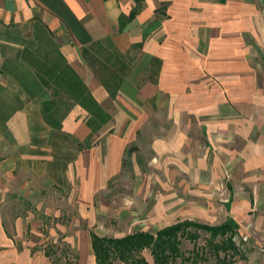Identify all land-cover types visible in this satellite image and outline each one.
Segmentation results:
<instances>
[{"label":"crops","instance_id":"0c3cea01","mask_svg":"<svg viewBox=\"0 0 264 264\" xmlns=\"http://www.w3.org/2000/svg\"><path fill=\"white\" fill-rule=\"evenodd\" d=\"M98 44L115 74L84 60ZM53 48L109 114L96 131L78 104L43 118L31 61ZM142 144L166 213L224 182L221 213L264 264V0H0V264H52L44 230L95 264L96 196Z\"/></svg>","mask_w":264,"mask_h":264},{"label":"rangeland","instance_id":"374dc122","mask_svg":"<svg viewBox=\"0 0 264 264\" xmlns=\"http://www.w3.org/2000/svg\"><path fill=\"white\" fill-rule=\"evenodd\" d=\"M83 57L99 76L106 77L109 72L113 74L116 71L118 72V56L106 54V48L101 44L92 46L88 53L83 54ZM106 64H111V66L107 67ZM119 70L121 71V69ZM150 155V150L145 144L141 145V149L135 145L128 147L121 174L111 180L108 186L96 196L98 215L93 226L95 233L100 236L116 237H121L138 230L153 233L157 229L179 220H188L211 227L223 224L231 225L229 220L233 219L229 216L224 217V213L222 212V208H224L223 204L225 205L229 202L228 188L224 182H220L218 185L217 183L213 184V189L210 192L204 193H201L203 191L200 190L197 192L198 189L195 186L196 198L192 200L193 202H190V205H187L185 200L181 203V201L176 199H169L171 203L175 201L179 203L172 204L174 206L173 210L166 213L159 205L162 200H159V196H156L157 193L155 194L152 189H157L158 193L161 189L165 192L166 180L163 179V182L159 180L157 183H149L150 176L153 173L163 178L166 175L165 169L158 167L151 170L148 166ZM177 170L179 173L181 172V168ZM170 175L174 174L170 172ZM181 190V188H178V192H181ZM166 200L168 201V199ZM186 208L190 210H186ZM63 218L67 222L69 221V216L65 215ZM36 222H33L34 226H36ZM236 228L237 223L236 226H232L231 232L217 235L215 241L217 242V251L209 248L207 239L210 237V233L203 229H198L197 233L199 237L194 241H190L189 239L182 240L180 246L181 253L187 256L193 249L197 250L202 255L197 264H252L248 257L253 251V247L249 245L246 238L238 234ZM189 230L192 231L194 228H189ZM44 234L45 236H43ZM59 234L50 235L48 231L44 230V232H39L35 237L45 238V242L47 243L55 240L54 242L58 244L63 242L59 240ZM228 238L235 246V252L230 248L223 250L218 247L221 242H226ZM74 251V248H68L67 254L70 256V260H72ZM61 254L62 252L57 250L54 259L61 258ZM142 255L148 262H152V256L147 249L142 252ZM63 261L64 259L61 258L60 261H57V264H61ZM176 262L175 264H178L179 260H176Z\"/></svg>","mask_w":264,"mask_h":264},{"label":"trees","instance_id":"16d2710c","mask_svg":"<svg viewBox=\"0 0 264 264\" xmlns=\"http://www.w3.org/2000/svg\"><path fill=\"white\" fill-rule=\"evenodd\" d=\"M35 67L39 79L50 90L51 98L43 104L42 115L45 121L54 127L61 125L63 115L67 109L75 104L80 105L87 110L89 116L87 123L94 132L105 124L109 119V114L96 102L88 91L81 77L69 66L65 58L54 48L52 52L45 51L41 56L31 61ZM231 225L236 226L233 220H229ZM223 224L221 226L211 227L206 224H199L188 220H179L170 225L157 229L155 232L138 230L125 234L121 237L100 236L94 231H90V246L95 258V264H113L118 260L123 264H197L202 257L197 250H192L187 256L181 253V243L184 239L194 241L199 237L198 229H203L210 233L207 239L209 248L217 251V235H223L231 232L232 226ZM194 228V230H189ZM60 241H63L60 237ZM220 249H232L235 252V246L230 242L223 241L218 245ZM44 252L51 259L52 264H57L61 258L64 259L61 264H76L77 253L74 251L72 260L68 256L69 246L63 241L56 243L54 241L46 244ZM147 249L152 262L142 255ZM57 250L61 251V258L54 259Z\"/></svg>","mask_w":264,"mask_h":264}]
</instances>
